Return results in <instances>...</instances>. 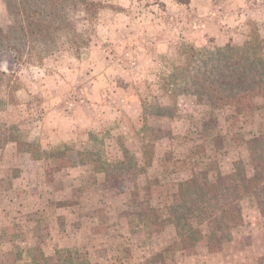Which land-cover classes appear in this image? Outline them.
Returning a JSON list of instances; mask_svg holds the SVG:
<instances>
[{
    "label": "rangeland",
    "instance_id": "rangeland-1",
    "mask_svg": "<svg viewBox=\"0 0 264 264\" xmlns=\"http://www.w3.org/2000/svg\"><path fill=\"white\" fill-rule=\"evenodd\" d=\"M90 1L116 7L100 8L90 25L83 7L74 10L78 28L90 34L79 58L63 49L16 63L10 52H0V69L11 74L9 86H0L6 105L1 122L19 123L20 132L43 150L69 148L59 171L51 160L18 152L13 143L24 159L0 148V264H30L31 254L52 255L61 247L77 248L97 264H160L151 261L160 251L164 264H257L264 255V218L253 199L242 202L245 226L215 253L207 252L204 240L188 250L167 249L171 226L151 233L130 220L150 206L165 210L177 183L192 171L202 179L218 168L229 179L231 163L246 154L237 140L243 132L259 133L264 145L261 111L238 115L192 95H161L158 83L182 44H240L251 28L264 37V0ZM8 24L0 0V26ZM155 105L173 115L151 114ZM122 147L135 157L136 176L123 173L108 181L79 163L85 151L119 160ZM143 147L153 153L150 164ZM16 175L21 186L9 191ZM154 178L159 183L151 189L164 191L159 199L142 189Z\"/></svg>",
    "mask_w": 264,
    "mask_h": 264
},
{
    "label": "trees",
    "instance_id": "trees-1",
    "mask_svg": "<svg viewBox=\"0 0 264 264\" xmlns=\"http://www.w3.org/2000/svg\"><path fill=\"white\" fill-rule=\"evenodd\" d=\"M174 1L179 5L190 3V0ZM4 3L10 24L0 26V52H10L16 63L23 61V57L27 61L42 60L63 49L79 58L89 45L90 34L88 28H78L72 18L74 10L83 7L90 25L97 19L100 8L116 7L90 0H4ZM10 77L11 74L0 69V86H9ZM158 79L163 89L161 95H192L199 103L211 108L229 107L238 115L255 111L264 113V37L251 28L240 44L226 42L212 48L182 44L176 60L169 63L168 72ZM256 98L260 99L258 105ZM5 106V100L0 97V112ZM153 109L151 114L173 115L159 105ZM2 134L0 148L13 143L18 152L51 160L56 171L61 169L60 161L66 158L69 150L68 147L41 149L20 132L19 123L7 125L0 120V136ZM237 140L245 146L246 154L231 163L229 179L226 180L218 168L213 170L210 178L205 174L202 179L192 171L177 183L174 200L165 210L150 206L146 211L134 212L130 222H141L151 233H159L171 226L174 239L167 249L188 250L204 240L208 253L221 251L245 226L244 198L253 199L264 218V145L261 136L246 131ZM122 153V158L113 162L90 151L79 152L78 159L81 165H91L94 171L103 172L108 181L123 173L136 176L140 169L134 155L124 147ZM143 156L145 163L150 164L153 153L143 147ZM158 183L154 178L142 188L150 199V196L157 199L163 196L161 186L151 189ZM30 256V264H97L74 247L57 248L52 255L38 252ZM151 261L164 264L163 252L155 253ZM257 264H264V255L258 257Z\"/></svg>",
    "mask_w": 264,
    "mask_h": 264
},
{
    "label": "crops",
    "instance_id": "crops-1",
    "mask_svg": "<svg viewBox=\"0 0 264 264\" xmlns=\"http://www.w3.org/2000/svg\"><path fill=\"white\" fill-rule=\"evenodd\" d=\"M9 147V149H11V150H13L14 152H15V154L17 155V157H18V159H20V160H22V159H24V157L23 156H20V155H24V153H18V152H16L15 150H14V148H13V144L11 143H7L6 145H5V147H4V150H6L7 148ZM32 166V165H31ZM31 166H29V169H31L30 167ZM16 167H20L19 169H22V167L21 166H16ZM19 173H21V172H19ZM20 175H16V176H14V177H11V183L9 184V191H11V188H10V185H11V187H14V188H20ZM1 183H3V181L1 182ZM27 183V182H26ZM246 198H248V197H246ZM245 199V198H244ZM244 199L242 200V202L244 201ZM250 199V198H249Z\"/></svg>",
    "mask_w": 264,
    "mask_h": 264
}]
</instances>
